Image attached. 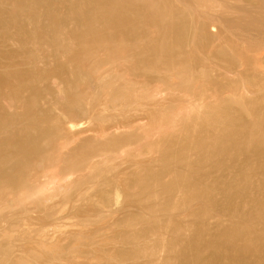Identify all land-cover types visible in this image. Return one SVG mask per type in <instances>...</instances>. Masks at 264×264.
<instances>
[{"label":"rangeland","instance_id":"rangeland-1","mask_svg":"<svg viewBox=\"0 0 264 264\" xmlns=\"http://www.w3.org/2000/svg\"><path fill=\"white\" fill-rule=\"evenodd\" d=\"M11 1L3 4L4 10L12 15L17 12L22 16L28 15L30 9L27 6L16 7ZM30 1L35 3L32 7L39 16V20L38 16L35 19L36 29L45 33V39L38 42V39L25 36L22 48L13 38L0 40V74L8 69L13 72H25L28 67L27 71L34 69L32 79L40 95L37 107L25 111L22 100L28 96L26 90L20 94L21 101L9 102L6 92L0 87V111L6 125L0 132V138L7 130L17 132L16 127L21 124L29 126L33 123L32 126L39 128L37 135L39 132L43 134L36 137L33 144L35 152L16 153L22 164L19 168L8 165L3 169L5 174H13L20 182L10 188L8 186L4 196L0 194L5 198L0 200L7 202L6 206L0 203V264H164L169 252L167 249L180 253L184 242L194 233L195 225H202V238L206 240L217 228L224 230L229 228L231 221H240L238 213L241 210L246 213L253 211L263 219L264 197L256 189L250 191L252 197L236 199L239 204L237 210L222 207L219 188L221 181L231 172L227 170L225 159L220 169L206 165L192 177L193 181H201L210 189L215 204L207 205L205 199L194 198L187 206H177L176 213H172L174 215L164 211L163 206L167 200L175 204L180 202L183 190L177 188L166 195L157 188L159 197L151 198L146 176L148 172L157 173L161 185L181 182L180 177L185 172L183 164L174 159L162 163V150L155 145L163 139L181 137L185 120L194 121L203 114L213 118L214 108L221 99L237 95L236 98L240 97L245 102L257 103L258 111H264V0H202L204 2L199 4L197 0H161L162 3L159 0L161 5L158 0H119L123 5L140 11L139 19L131 30L111 26L114 31L110 34H107L110 28L106 29L107 32L104 30V35L102 31L101 41L107 42H100V45L92 43L94 47L99 45L96 50L88 38H83L87 47L90 42L94 53V57L89 53L92 58L87 57L88 54L84 57L76 40L87 28L84 13L91 9L80 7L83 8V2L91 1ZM164 4L168 8L165 9ZM153 5L158 6L155 8ZM159 9L164 16L155 21L151 11L152 14L159 13ZM92 12V15L98 14L95 10ZM166 12L169 17H166ZM165 25L181 27L184 33L180 42L174 45L175 54L167 55L171 57L170 61L157 60L147 52L151 43L161 38ZM26 26L24 29L28 34L29 26ZM53 26L61 29L57 40H50L49 30ZM65 26L67 30L63 29ZM68 38H73L70 43ZM69 45H73V50ZM219 47L225 48L226 54L218 53ZM55 50L61 55L54 54ZM76 51L77 55L74 54ZM24 53H30V59ZM61 57L68 58L61 61ZM79 59H82L81 63ZM46 61L54 62L47 64ZM57 67L66 69L64 77ZM179 74L189 77L187 84L180 83ZM73 77L81 78L75 81ZM108 82L112 84L110 87ZM60 83L62 86H57ZM55 86L62 90L57 91ZM55 94L61 96L55 97ZM81 99L86 101L83 103ZM39 113L44 118L35 121L34 115ZM14 117H19V120L12 126L10 122ZM218 134L215 131L212 136ZM7 136L4 138H11L8 140L11 143L13 135ZM173 148L171 146L167 151L172 153ZM191 156L193 153L188 152L190 160L195 158ZM260 180L264 181V171L260 176H251L254 185ZM231 186L229 192L236 188ZM254 204L259 207H254ZM185 225L188 227L183 230ZM176 227L181 228L180 233L176 234ZM247 230L259 240L264 252V220ZM201 253L206 255L203 249ZM262 259L261 264H264V255Z\"/></svg>","mask_w":264,"mask_h":264},{"label":"bare ground","instance_id":"bare-ground-1","mask_svg":"<svg viewBox=\"0 0 264 264\" xmlns=\"http://www.w3.org/2000/svg\"><path fill=\"white\" fill-rule=\"evenodd\" d=\"M8 1H10V0H0V40L7 39L9 37L13 38L15 40L14 42L17 43L22 48L21 45H22V41L25 39V36H26V38H33L34 40L35 39H38V40L39 39H45L44 38L45 33L44 32H43L44 34L39 33L41 30L38 32L37 31L38 29H36V26H35L36 25L35 19L38 16L37 11L35 10V8L32 7V5H34L35 3L32 4L30 0H13V1H11L13 3V5H16V7L27 6L30 9L28 12V15L22 16L20 14V12H17L16 14L12 15L10 11H6L3 9V7H2L3 4H6V3L8 4L9 3ZM89 1H91V2H86V1L83 2V8L80 7V9H84V7H86V9H88L91 7V9L86 10V12L84 13V16H85L84 20H86L87 28H85L84 31L80 32L78 37L76 36L77 37L76 40L79 43L81 53L82 54L84 53L83 54L84 57L88 54L87 57L89 56V58H90L91 55L92 56L94 55V53H92V50L90 49L91 46L94 47L93 45L98 44V43L100 45L101 44L100 42L105 41V40L101 41V38L103 36H100V33L102 31H103L102 33L104 35V30L107 32L108 28H110L111 26H114L113 28H115V27H118V28L127 27L131 30V28H133L135 26L134 22H137L138 21L137 19H139L138 13L140 11L138 12V10L137 11L133 10V8H131V6L123 5L119 0H89ZM126 1H128V0H126ZM150 1H152V0H150ZM134 2H136V0H134ZM202 2H204V1L197 0L198 4L202 3ZM157 3H159V0L157 1ZM161 3H162V1H161ZM148 4H149V1H148ZM165 5L166 4H164V6ZM79 6H81V5H79ZM153 6H155V5H153ZM156 6H158V5H156ZM156 6H155V8H156ZM164 6H161V7H164ZM12 7H14V6H12ZM40 7H42V6H40ZM166 7L167 6H165V9H166ZM157 8H159V7H157ZM163 9L164 8H162V11H166ZM40 10H38V11H40ZM92 10H95L96 14L97 13L98 14L92 15V13H93ZM141 10H144V9H141ZM152 11H151L152 19L155 21H159L160 20L159 18L161 17V15L164 14L160 9H159V11H161L162 13L159 11H156L159 13L152 14L153 13ZM167 12L165 13V15H166V17H169L170 14L167 16V14H168ZM54 15H55V12H54ZM140 15H142V14H140ZM151 15H150V17H151ZM56 17H59V16L56 15ZM147 19L149 20V18H147ZM164 19H165V17H164ZM38 20H39V16H38ZM141 20H142V18H141ZM150 22H151V20H150ZM59 23H60V21H59ZM142 23H143V21H142ZM26 24H28V26H29L28 34L25 33V29H24ZM69 24L71 25V23H69ZM70 25H69V27H70ZM140 25L141 24H139V26ZM85 26H86V24H85ZM74 28H75V26H74ZM113 28H110L111 30H109V33H107V34H110V31H112ZM63 29L65 30L66 26H65V28L63 27ZM124 30H126V29H124ZM60 31H61V29L58 30L56 28V26L51 27L49 30V34L53 38L50 37V40L51 39L57 40V38L60 37V35H61ZM72 31H69V32L66 31V32L72 33ZM162 31H163V33L161 35V38L158 39L157 41L152 42L151 45L148 47L147 52H151L153 54L154 58L157 60L163 59L164 61H166V60L170 61L171 57H167V55H169V53L172 55L175 54L176 51H174V49L176 47L174 45L176 42H178V41L180 42V40L184 36L183 29L181 27H178V26L175 27L174 25H165V26H163ZM73 32L75 33V31H73ZM76 32H77V28H76ZM125 34H126V32H125ZM63 36H64V34H63ZM70 36H71V34H70ZM45 37H48V35H46ZM68 37H69V35H68ZM129 37L130 36H128V38ZM83 38L85 40H86V38H88L90 40L91 44L92 43H94V44H92L90 46V42L88 41L89 46L87 47V44H84V42H86V41L83 42ZM68 39H70L69 40V43H70L73 38L72 39L68 38ZM122 39H124V38H122ZM63 40L60 39V41H63ZM34 42L36 43V41H34ZM38 42H40V40ZM52 42H54V41H52ZM105 42H107V41H105ZM105 42H104V44H105ZM59 44H57V45H59ZM62 44H63V42L60 45H62ZM71 44H73V43H71ZM75 44L76 43H74L73 45H75ZM99 45H96V47H99ZM44 46H45V44H44ZM72 46H70V48ZM102 46H103V44H102ZM49 47H50V45H49ZM96 47H94L93 49L96 50L95 49ZM72 48H71V50H73ZM63 49H65V48H63ZM49 50H50V48H49ZM57 50L54 51V54H58ZM97 50H99V49H97ZM44 51L46 52V50H44ZM47 51H48V48H47ZM78 51H76V53H74V54L77 55ZM45 52H42V53H45ZM90 52H91V55L89 54ZM219 52H220V54H226V50L223 47L218 48V53ZM143 53H141V54H143ZM29 54L30 53H28V55L24 53V55H26L27 57L29 56ZM58 55H61V54H58ZM26 56H25V58H26ZM78 56H79V54H78ZM92 56H91V58H92ZM40 57H41V55H40ZM40 57H39V59H40ZM68 57H66V58L61 57V61L62 60L64 61V59L66 61ZM227 57H230V56L228 55ZM50 58L51 57L49 56V59ZM76 58L77 57H75V59ZM29 59H30V56H29ZM39 59H38V61H39ZM79 60L81 63L82 59H79ZM95 60H96V58H95ZM95 60H91V61L94 62ZM83 61H86V60H84V58H83ZM53 62L54 61H52V62L50 61V62H47V64L48 63L51 64ZM88 62H89V60H88ZM34 63H35V61H34ZM73 63H75V62H73ZM77 63H79V62H77ZM86 63H87V61H86ZM78 65H81V64H78ZM51 66H49V68ZM65 66L66 65H64V67ZM89 66L91 67V65H89ZM89 66H88V68H89ZM92 66H94L93 63H92ZM64 67H62V69H60V67L59 68L57 67L58 69H60V74L62 75L61 77H64L66 74V71H65L66 69ZM79 68H80V66H79ZM27 69L25 72H13V71H9V69L6 71H3L0 74V87L6 92L7 97L10 99L9 102L21 101L20 94L26 90L28 92V96L26 99H24V101L22 100V102L24 103L23 109H25V111H30V110L32 111V108H34L36 106V101L40 95V92H39V90L36 89V86L34 84L35 80L32 79V77L34 75V73H33L34 69L28 70V71H27ZM70 69H71V67H70ZM72 71H73V67H72ZM90 71H92L91 73H93L92 68ZM48 72H49V70H48ZM53 72H55V71H53ZM35 74H36V72H35ZM50 74H51V72H50ZM87 74H88V72H87ZM39 75L37 78H39ZM41 76H42V74H41ZM44 78H46V77H44ZM78 78H81V77H77V78L75 77L73 80L77 79V81H78ZM188 78L189 77H187L184 74H179L180 83H183V84L186 83L187 84ZM65 80H67V79L65 78ZM74 83H78V82H74ZM60 84H57V86L59 85L61 87L62 84L61 85ZM107 85H108V87H110V85H112V84L109 85V82H108ZM53 86H54V84H53ZM57 86H55L56 90L58 88ZM61 90H59V88H58L57 91H61ZM1 93H3V91ZM23 93H26V92H23ZM60 93H61V95H63L62 92H60ZM116 93L119 94L120 92L119 93L115 92V94ZM84 94L85 93H83L82 98H84V96H85ZM57 95H60V94H57ZM57 95L55 94V97ZM78 95H76V96L79 97ZM120 95H122V93ZM69 96H70V94H69ZM234 96L233 97L229 96V97H226L224 99H221V101L214 108L215 113H214L213 118H209V116L207 114H203L199 117H196L195 118V120L197 119L196 121L195 120L194 121H186L185 120L183 122V134L181 135V137L174 138L172 140L163 139L155 145V147H159V149L162 150V153H163V156L161 155L162 156V159H161L162 163H166L168 161H171V159H174L177 162H179V164H183V166L185 168V172L180 177L181 182L176 183L175 181H172V182L168 183L166 181L168 183V184L165 183L166 185L160 184L159 175L157 173H154V172H148L147 173L146 180H147L148 185H149L148 188L150 189V192H151L150 193L151 198L157 197L156 196V195H158L157 190H155L157 188L160 190V193H163L166 195H168L172 190L175 191L177 188H179L180 190H183V194H182L183 199L181 200V198H179L181 200L180 202L178 201L179 204L178 203L175 204V203L171 202L170 200H167L165 202V204L163 206V210L168 211L169 214L170 213L172 214L173 211L177 208V206H185L190 200L192 201L194 198H198V197L205 199L204 202L207 203V205L215 204L214 199L211 198L210 189L208 187H205L206 185H204L201 181L200 182L193 181L192 177L194 175H198L200 172V169L206 165L207 166L209 165L212 168H215V170L220 169L224 163L223 162L224 159L227 160V162H228V167H227L228 172L231 171L232 173L230 172L231 174L229 173L228 177L221 181V185H220L219 190L222 194V200H221L222 201V204H221L222 207L229 209V210L230 209H232L234 211L237 210V208H239V204L237 202H235V201H237L236 199L240 200V199L244 198L245 196L252 197L250 195V191L255 190V189L259 192V194H261L264 197V181H262V180H260L258 182L256 181L255 185L251 181L252 175H259L260 176L261 172L264 171V111H258L257 103L245 102L240 97L236 98L237 95L235 97ZM48 97H51V96H48ZM122 99H124V97ZM4 100H3L4 103H6V99H4ZM67 100H69V98ZM81 100H83V99H81ZM84 101H86V99L83 100V103H84ZM70 104H71V102H70ZM74 104H75V102H74ZM214 104H215V102H214ZM50 116H52V115H50ZM41 118L42 119L44 118L42 113L34 115L35 121H39ZM187 118H189V117H187ZM3 119H4L3 114L0 111V132H2L1 130H3L4 127H6V125L4 126V124H3ZM47 119H49V118H47ZM51 119H52V117H51ZM18 120H19V117H14L11 119L10 124H12V126H14V124H16ZM18 123H21V122H18ZM56 123L57 122H55V124ZM32 124H29V126H27V125L24 126L22 124H21V126L17 125V127H16L17 132L7 130L6 133H3L2 137L0 138V194H2V196H4L7 193L6 188H8V186L10 188V187H12V186H14L20 182V179L15 177L13 174H5L3 172V169L8 165L19 168L20 165H22V164L18 160V155H16V153L25 152V151L30 152V153L35 152V150L33 148V144L36 141V137L40 133L43 134V132H39V134L37 135V131H39V128L32 126ZM38 124H40V123H38ZM44 124H49V122L48 123L46 122ZM44 124H42V125H44ZM57 126L60 127V125H57ZM52 127L53 126H51L50 128H52ZM50 128H49V130H50ZM215 131L216 132L218 131L219 134L217 136L213 137L212 134ZM54 133H57V132H54ZM9 135H11V136L13 135V137H14V139L11 141V143L8 142V140L10 141L11 138L8 140L6 138H4L6 136L8 138ZM214 135H216V134H214ZM39 143L41 144V142H39ZM171 146H173L174 148H173L172 153H169L167 150H169V148H171ZM159 149H157V150H159ZM188 152L193 153V156H195V158L190 160L188 158ZM193 156H191V157H193ZM258 160L261 162H258ZM32 164H34V163H32ZM25 168H26V166H25ZM15 171L16 170H14L13 172H15ZM177 178H178V176H177ZM171 180H172V178H171ZM143 181H145V179H143ZM118 183H121V182H118ZM212 184H214V182ZM158 185H160V186H158ZM231 185H235L236 188L234 191L229 192ZM231 188H232V186H231ZM5 191H6V193L4 194L3 192H5ZM133 196H135V195H133ZM145 196H146V194H145ZM158 197H159V195H158ZM163 197H164V195H163ZM2 198L3 197L0 196V199H2ZM151 198H148V199L150 200ZM3 199H5V198H3ZM2 200H0V203L3 202ZM144 200L146 201V199H144ZM156 200H158V199H156ZM141 201H142V199H141ZM261 202H263V201H261ZM3 203H4V206L7 205L6 201ZM200 203H203V202H200ZM204 205H206V204H204ZM207 205L205 207H207ZM243 206H244V202H243ZM246 206H248V205H246ZM253 206L259 207V205H257V204H254ZM262 206H264V203L262 204ZM188 208H189V206H188ZM185 210L187 211V209H185ZM211 210H213V209H211ZM152 211H154V209ZM182 211H184V210L182 209ZM203 211L206 212V209L203 208ZM189 212H190V210H189ZM212 212H214V211H212ZM174 213H176V212L174 211ZM186 213L188 216L190 215V214H188V212H186ZM205 214L204 215L201 214V215L203 217H205ZM172 215H174V214H172ZM238 215H239L238 219L240 221H231V219H232L231 218L230 219L231 223L229 225V228H227V229L225 228L224 230H218V228H217V231L215 230V233L206 240H204L202 238V235L204 233V229L201 227L202 225H200V226L195 225L194 230L192 229L194 231V233L191 235V237L188 240H186L184 242V244L182 246V250L180 253L174 252L173 250L171 251L170 249H167V251L169 250V252H167L168 256H167V259L165 260L164 264H174V263H176V264H261L262 260H263L262 258H263L264 252L260 247L259 240L252 237L250 235V233L248 232L247 228H250L252 225L256 226L257 224L262 223V221L264 220V213L262 214L263 219H261V217L253 211L246 213V212H243L241 210L238 213ZM170 219H171V217H170ZM133 222H135V221L133 220ZM173 222H175V221L173 220ZM129 226H131V225H129ZM187 227L185 225V228L183 230H185ZM174 229H175L174 231H176V234L178 232L180 233L181 228L176 227ZM192 230H190V231H192ZM207 231H209V230H207ZM256 231H258V230H256ZM208 235L206 234L207 237H208ZM206 236H204V238ZM27 243H29V242H27ZM24 244H26V243L24 242ZM34 244H36V243H34ZM26 245H28V244H26ZM202 249H203V251H206V255H203L201 253ZM251 256L253 258H251ZM24 262H26V261H24Z\"/></svg>","mask_w":264,"mask_h":264}]
</instances>
